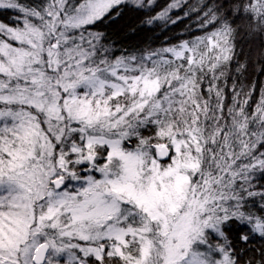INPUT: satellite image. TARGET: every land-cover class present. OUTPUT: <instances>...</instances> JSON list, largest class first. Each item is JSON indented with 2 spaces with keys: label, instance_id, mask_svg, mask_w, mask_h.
I'll list each match as a JSON object with an SVG mask.
<instances>
[{
  "label": "snow or ice",
  "instance_id": "1",
  "mask_svg": "<svg viewBox=\"0 0 264 264\" xmlns=\"http://www.w3.org/2000/svg\"><path fill=\"white\" fill-rule=\"evenodd\" d=\"M0 264H264V0H0Z\"/></svg>",
  "mask_w": 264,
  "mask_h": 264
}]
</instances>
